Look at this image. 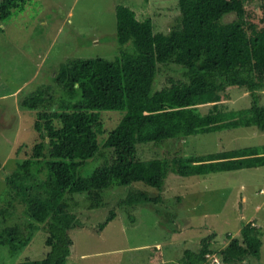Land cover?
Instances as JSON below:
<instances>
[{"label":"trees","instance_id":"trees-1","mask_svg":"<svg viewBox=\"0 0 264 264\" xmlns=\"http://www.w3.org/2000/svg\"><path fill=\"white\" fill-rule=\"evenodd\" d=\"M26 1L0 0V32ZM245 2L178 0L176 24L168 31H155L150 18L139 20L129 5L119 3L118 52L112 58H69L51 70L53 85L39 86L20 100L22 110L34 112L36 136L5 177L12 194L8 204L18 200L31 221L0 229V245L17 254L27 249L14 264H70L73 232L106 203L107 188L142 182L161 191L172 173L193 176L264 166V147L255 146L200 155L178 151L150 159L138 154L140 144L197 133L251 125L264 132V105L259 103L264 1L257 9ZM159 74L166 82L157 87ZM233 87L249 92V106L237 109L224 102L232 98ZM94 157L102 163L82 174ZM69 194L89 196L88 212L66 208ZM160 200V194L132 189L117 205L154 203L158 210ZM5 213L0 208V220ZM114 217L112 206L96 230ZM261 234L256 221H248L239 236L228 233V244L219 250L211 248L213 234H208L198 250L184 249L183 260L214 264L211 257L217 255L223 264H239L258 258ZM35 237H41L38 253L31 246Z\"/></svg>","mask_w":264,"mask_h":264},{"label":"rangeland","instance_id":"rangeland-1","mask_svg":"<svg viewBox=\"0 0 264 264\" xmlns=\"http://www.w3.org/2000/svg\"><path fill=\"white\" fill-rule=\"evenodd\" d=\"M263 1L246 0L245 3L257 9ZM119 3L129 5L139 20L150 18L155 31H168L176 24L179 14L178 0H27L24 9L15 12L2 25L0 208H6V219L0 220V229L5 225L31 222L18 200L8 204L12 194L8 193L5 180L16 168L23 151H29L36 136L32 127L34 112L27 108L22 110L20 100L39 86L53 85L51 70L69 58H112L118 52L115 7ZM165 77L159 74L161 80L157 87L166 82ZM230 92L232 98L224 101L229 106L239 109L251 104L249 92L244 88L233 87ZM259 95V103L264 105V89ZM248 146L264 147V132L252 125L140 144L138 154L141 159H150L178 151L200 155ZM18 147L21 149L16 154ZM94 158L86 162L82 174H90L102 163L101 158ZM151 188L142 182H133L105 189L106 203L73 232L74 253L68 262L187 264L183 260L184 249L198 250L201 239L213 234L211 248L219 250L228 244V233L239 236L242 224L255 220L262 233L260 256L249 257L239 264H264V166L193 176L172 173L161 191ZM132 189L160 194L159 209L154 203L118 206L117 202ZM68 197L66 208L83 211V214L88 212L89 196L69 194ZM112 206L115 217L101 230H96ZM40 238L35 237L31 245L36 248L35 253L41 247ZM156 249H160L161 258H157ZM26 252L24 249L17 254L8 246L0 245V264H14ZM217 259L218 264H223Z\"/></svg>","mask_w":264,"mask_h":264},{"label":"built area","instance_id":"built-area-1","mask_svg":"<svg viewBox=\"0 0 264 264\" xmlns=\"http://www.w3.org/2000/svg\"><path fill=\"white\" fill-rule=\"evenodd\" d=\"M217 258H218L217 256H212V257H211V262L214 263V264H218L219 261H218Z\"/></svg>","mask_w":264,"mask_h":264}]
</instances>
